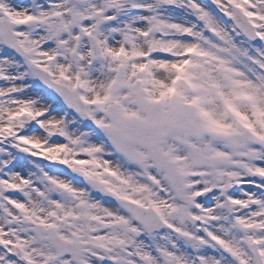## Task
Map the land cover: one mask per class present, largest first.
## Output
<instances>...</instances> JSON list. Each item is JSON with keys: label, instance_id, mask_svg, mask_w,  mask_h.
Returning <instances> with one entry per match:
<instances>
[{"label": "snow or ice", "instance_id": "6c2138e0", "mask_svg": "<svg viewBox=\"0 0 264 264\" xmlns=\"http://www.w3.org/2000/svg\"><path fill=\"white\" fill-rule=\"evenodd\" d=\"M0 264H264V0H0Z\"/></svg>", "mask_w": 264, "mask_h": 264}]
</instances>
